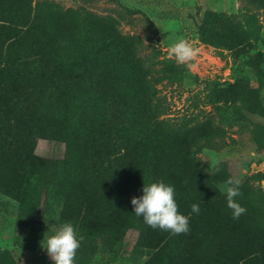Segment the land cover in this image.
<instances>
[{
    "label": "trees",
    "instance_id": "1",
    "mask_svg": "<svg viewBox=\"0 0 264 264\" xmlns=\"http://www.w3.org/2000/svg\"><path fill=\"white\" fill-rule=\"evenodd\" d=\"M241 1L237 13L206 10L198 40L233 51L252 69L257 82L240 76L231 91L264 117L263 58L250 13L264 0ZM142 47L139 36L92 11L0 0V194L18 202L17 227L34 247L46 222L56 230L72 223L83 237L76 264H112L127 252L130 231L147 254L139 264H264V192L241 183L235 199L247 211L233 219L218 186L222 172L207 174L194 156L213 133L189 125L192 117H162L169 103L153 80L161 51L153 49L148 63ZM56 136L62 155L35 152L38 139ZM253 137L264 149V123ZM159 181L174 187L188 233L153 229L134 214L132 198ZM0 264L18 263L0 249Z\"/></svg>",
    "mask_w": 264,
    "mask_h": 264
},
{
    "label": "rangeland",
    "instance_id": "2",
    "mask_svg": "<svg viewBox=\"0 0 264 264\" xmlns=\"http://www.w3.org/2000/svg\"><path fill=\"white\" fill-rule=\"evenodd\" d=\"M46 1L61 9L92 11L117 21L124 35H137L143 42L141 56L149 63L153 49L161 51L153 80L159 95L166 98L169 111L162 117L189 120L211 137L194 146L206 173L222 172L219 188L230 177L247 182L264 192V149L254 141V128L264 123V117L250 114L231 91L240 76L253 82L257 77L251 68L237 59L234 52L201 43L198 26L206 10L237 13L246 2L241 0H35ZM244 12V10H242ZM246 12H244L245 14ZM254 27L259 29L258 49L264 72V9H256ZM249 13V14H250ZM187 40L199 53L192 67L179 64L171 54L172 46ZM160 61H162L160 63ZM213 83H217L214 86ZM264 95V86H263ZM188 117V118H187ZM201 129V130H202ZM206 129V130H205ZM62 136L52 140L38 139L35 152L39 155L63 154ZM18 202L0 194V249H8L18 264H53L47 250L41 246L45 234H54L56 227L46 222L39 229L33 247L16 225ZM42 207L37 216L41 217ZM127 252L112 264H139L147 254L135 248V237L129 232ZM99 262V258H95Z\"/></svg>",
    "mask_w": 264,
    "mask_h": 264
},
{
    "label": "clouds",
    "instance_id": "3",
    "mask_svg": "<svg viewBox=\"0 0 264 264\" xmlns=\"http://www.w3.org/2000/svg\"><path fill=\"white\" fill-rule=\"evenodd\" d=\"M199 53L187 40H179L171 48V54L179 64L192 67V62ZM241 180L230 177L221 187V192L226 194L227 207L232 210L233 219H239L246 214L247 209L241 206L236 197L240 192ZM143 196L133 197L134 214L143 217L145 223L153 229L169 231L173 235L186 234L190 231L189 217L179 212L175 200V189L163 181L149 184L144 183ZM192 212L199 214V204L191 206ZM49 233V232H48ZM45 234L41 246L47 250L53 264H76L77 251L81 246L83 237L78 238L76 229L70 222L61 224L52 235Z\"/></svg>",
    "mask_w": 264,
    "mask_h": 264
}]
</instances>
